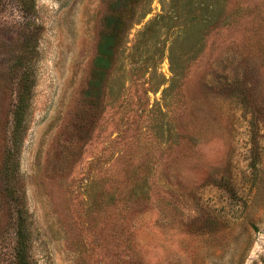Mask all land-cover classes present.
<instances>
[{
    "label": "rangeland",
    "instance_id": "1",
    "mask_svg": "<svg viewBox=\"0 0 264 264\" xmlns=\"http://www.w3.org/2000/svg\"><path fill=\"white\" fill-rule=\"evenodd\" d=\"M136 1L0 0V264L13 191L31 264H264V0H203L192 26L202 0H146L96 75L105 17Z\"/></svg>",
    "mask_w": 264,
    "mask_h": 264
},
{
    "label": "trees",
    "instance_id": "2",
    "mask_svg": "<svg viewBox=\"0 0 264 264\" xmlns=\"http://www.w3.org/2000/svg\"><path fill=\"white\" fill-rule=\"evenodd\" d=\"M143 1L144 0H138L134 3L133 6H130L132 8H136V10L131 8L133 11L132 19L126 17L124 12L118 14L117 11L105 17L104 26H106V30L110 32H106L102 36L98 45L97 55L95 57V67L98 71L96 75L101 76L102 70L107 68L109 65V62L113 56L114 45H116L114 35L118 33L120 34L124 33V31H126L130 25H132L137 20L142 18L143 14L145 13L144 6L146 5V0L145 2ZM21 2H22V7L24 9L33 7L32 0H21ZM124 6L125 8H128L127 4H125ZM199 8L201 9L202 13L194 16L189 21L191 23L190 26L197 24H206L211 21L210 16L208 15L211 8L208 5V2L202 0ZM152 23L153 22L149 23L148 26L144 29V31L140 33V37H142L143 35H145V33L151 30ZM187 27L185 26L184 30H186ZM17 86H18L17 101L14 107L13 127L11 131V148L7 152L5 157L6 166L10 170L9 176L14 180L16 179V173L18 169L17 152L21 139L22 128L24 123V114L26 110L27 100L30 96L32 82L28 76L24 75L20 78ZM10 194L14 196V200L18 202V207L16 210V234H15L16 241H15L14 264H31L29 260V251H28L29 239L27 232L26 209L23 203L22 195H17L15 191L10 192Z\"/></svg>",
    "mask_w": 264,
    "mask_h": 264
}]
</instances>
